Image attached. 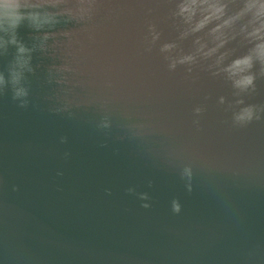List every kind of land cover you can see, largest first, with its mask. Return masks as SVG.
<instances>
[{
  "label": "water",
  "instance_id": "water-1",
  "mask_svg": "<svg viewBox=\"0 0 264 264\" xmlns=\"http://www.w3.org/2000/svg\"><path fill=\"white\" fill-rule=\"evenodd\" d=\"M183 2L29 0L49 22L0 30V264H264V64L225 70L247 0L195 32Z\"/></svg>",
  "mask_w": 264,
  "mask_h": 264
},
{
  "label": "clouds",
  "instance_id": "clouds-1",
  "mask_svg": "<svg viewBox=\"0 0 264 264\" xmlns=\"http://www.w3.org/2000/svg\"><path fill=\"white\" fill-rule=\"evenodd\" d=\"M29 0H0V30H7V28L15 29L19 24L25 20H30L33 24L39 26L41 23L49 22L47 19L41 21L38 14H25L21 9L31 7ZM201 8L203 11L202 19L195 23L192 31H199L213 20H219L225 14L226 5L219 2V0H185L180 4V14L186 17L188 22H191L196 15L197 9ZM251 14V19L248 25H245L241 31L246 32V38L250 41H255L254 46L249 50L248 54L234 60L227 69L232 76H240L242 73L248 71L255 61L264 64V0H247L244 8L237 13L236 16L230 17L224 21V25H231L240 17ZM224 25H217L213 32L219 31ZM251 27V30L247 29ZM166 45L165 48H170ZM216 49H211L209 53L215 52ZM20 53L25 52L21 47ZM192 57H185L184 59H191ZM174 67V64H173ZM3 77L0 76V82ZM252 82L251 76H241L235 81L238 87H244ZM250 117L249 113H243L239 119Z\"/></svg>",
  "mask_w": 264,
  "mask_h": 264
}]
</instances>
